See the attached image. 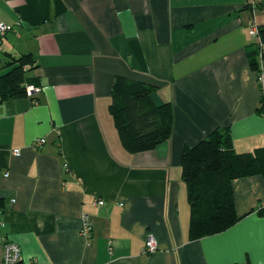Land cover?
<instances>
[{"label":"crops","instance_id":"obj_1","mask_svg":"<svg viewBox=\"0 0 264 264\" xmlns=\"http://www.w3.org/2000/svg\"><path fill=\"white\" fill-rule=\"evenodd\" d=\"M255 2L0 0V24L16 26L0 41V77L32 55L26 78L40 87L8 100L0 88V207L23 264H264V177L233 182L236 224L191 239L181 168L184 150L218 128L236 152L264 147ZM117 77L156 84L155 103H171V137L154 150L123 146L110 112Z\"/></svg>","mask_w":264,"mask_h":264},{"label":"trees","instance_id":"obj_2","mask_svg":"<svg viewBox=\"0 0 264 264\" xmlns=\"http://www.w3.org/2000/svg\"><path fill=\"white\" fill-rule=\"evenodd\" d=\"M259 34L261 40H256L251 55L256 73L259 69L264 72V27L259 26ZM34 62L32 55H24L6 63L11 70L0 77L1 100L24 96L27 86L34 85L27 82L25 69ZM157 88L156 84L126 77H117L113 84L110 112L123 146L131 154L154 150L171 137L173 107L171 103H155ZM262 91L258 112L264 114V88ZM181 168L191 207L190 237L200 239L221 233L241 219L235 209L233 182L264 177V147L236 152L230 129L218 128L184 150Z\"/></svg>","mask_w":264,"mask_h":264},{"label":"built area","instance_id":"obj_3","mask_svg":"<svg viewBox=\"0 0 264 264\" xmlns=\"http://www.w3.org/2000/svg\"><path fill=\"white\" fill-rule=\"evenodd\" d=\"M253 1H254V3H256L255 2L256 0H253ZM19 25L20 24H18V26ZM250 28H251L250 30H251L253 37L257 39L259 37V26H257L254 23H251ZM9 32H16V26H13L10 24H0V41ZM263 79H264V77L262 78V84H263V88H264V80ZM28 90H29V94L33 95L35 91L36 92L39 91V88L34 87V86H30L28 88ZM46 142L47 141L45 138L37 139L32 144V147L34 149H39L40 147L45 145ZM13 154L15 156H20L21 150L20 149H14ZM4 176L7 178V177H9V174L5 173ZM15 202H16L15 200H12V203H15ZM104 204H105V202L103 200H97L95 202V205H98V206H103ZM5 228H6V223H5L4 218H3L2 208L0 207V243L3 245V255H2V258L0 260V264H23V256H22V252H21L19 245L8 240L7 236L4 233ZM92 231H93V226H92L90 217L88 215H84L83 216V227L80 231L81 237L86 239L87 242H90ZM154 241L155 240L153 237L149 238V241L146 243L145 253L155 252L157 247H156Z\"/></svg>","mask_w":264,"mask_h":264},{"label":"rangeland","instance_id":"obj_4","mask_svg":"<svg viewBox=\"0 0 264 264\" xmlns=\"http://www.w3.org/2000/svg\"><path fill=\"white\" fill-rule=\"evenodd\" d=\"M248 33H249V36H250V38H254L253 37V35H252V33H251V30L250 29H248ZM256 40H261V38H260V34H259V37L256 39ZM258 41V42H259ZM256 73V72H255ZM257 75H259L258 77H257V79H258V81H259V83L261 84L262 83V78L264 77V72L262 71V70H260L259 69V71L257 72ZM262 85H261V90H262ZM263 93V91H261V94Z\"/></svg>","mask_w":264,"mask_h":264}]
</instances>
